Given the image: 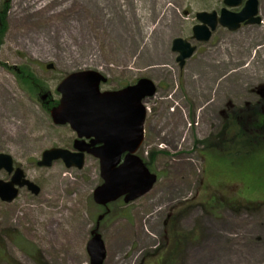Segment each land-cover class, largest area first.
<instances>
[{
  "label": "rangeland",
  "instance_id": "374dc122",
  "mask_svg": "<svg viewBox=\"0 0 264 264\" xmlns=\"http://www.w3.org/2000/svg\"><path fill=\"white\" fill-rule=\"evenodd\" d=\"M258 3L260 24L217 26L200 42L192 37L196 13L219 10L223 0H0L7 25L0 35V153L40 187L0 201V264H89L85 246L104 212L92 199L102 181L97 159L87 155L81 169L60 160L37 166L43 150L72 147L75 134L55 126L46 109L59 98L60 80L83 70L107 78L102 90L139 78L156 88L144 101L137 155L158 180L133 202L111 203L99 220L104 264H143L151 252L167 256L176 246L169 264H264V138L255 147L238 136L229 141L221 113L235 112L237 122L242 114L241 129L231 131L243 133L247 112L239 109L259 106L264 0ZM174 38L196 47L182 67Z\"/></svg>",
  "mask_w": 264,
  "mask_h": 264
},
{
  "label": "water",
  "instance_id": "95a60500",
  "mask_svg": "<svg viewBox=\"0 0 264 264\" xmlns=\"http://www.w3.org/2000/svg\"><path fill=\"white\" fill-rule=\"evenodd\" d=\"M223 0L225 7L219 16L215 11L196 13L200 22L193 26V37L198 41H207L211 32L219 24L228 30H236L241 23L257 24L258 0ZM238 12L227 7L241 6ZM172 50L179 66L195 50L182 38L172 40ZM50 67V65H47ZM106 78L97 71L83 70L67 74L58 84L61 93L59 103L50 110L52 121L56 125L69 124L76 132L73 151L51 147L42 152L38 166L48 167L61 159L66 168H82L84 152L99 160V172L103 182L93 190V200L100 205L124 196L125 202L132 201L151 190L156 182V175L151 173L135 154L143 140V126L146 109L143 101L152 96L156 88L148 78H140L136 83L117 90H100V84ZM91 138L85 142L82 138ZM0 169L11 174L10 180H0V199L11 202L18 195V187L24 185L33 194L39 187L24 179L20 167L14 169L12 157L0 153ZM90 264H103L106 251L100 233L93 230L86 243Z\"/></svg>",
  "mask_w": 264,
  "mask_h": 264
},
{
  "label": "trees",
  "instance_id": "16d2710c",
  "mask_svg": "<svg viewBox=\"0 0 264 264\" xmlns=\"http://www.w3.org/2000/svg\"><path fill=\"white\" fill-rule=\"evenodd\" d=\"M4 17H5V10H0V35H1V33H2V35L4 34L6 27H7L6 22L4 20ZM56 102L57 101L55 100L54 103H56ZM245 132H247V131H244L243 133L239 134L241 141H243L245 143H247V142L248 143H254L255 140L258 139V135L256 133L247 132V134H246ZM184 237L188 238V236H184ZM27 245H29V244L27 243ZM30 249H32L33 252L35 251L37 253V255H35L32 251H29ZM30 249L28 250L29 254L35 255L36 257H38L39 259L42 260L41 256L38 254L39 251L37 248L30 247ZM25 250H27V248ZM176 250H177V246L173 249V251H170V253L167 256L160 254L158 257L156 256L157 251L151 252L149 254V256L147 255L143 264L148 263L147 261H149V260H150V262L148 264H169V263H172V259L175 256L174 253L176 252ZM36 262L39 264H43L42 262L37 261V260H36Z\"/></svg>",
  "mask_w": 264,
  "mask_h": 264
},
{
  "label": "flooded vegetation",
  "instance_id": "af4514ba",
  "mask_svg": "<svg viewBox=\"0 0 264 264\" xmlns=\"http://www.w3.org/2000/svg\"><path fill=\"white\" fill-rule=\"evenodd\" d=\"M218 11V10H217ZM259 93H260V98L258 99V104H259V106H256V105H252V106H247V110L250 112H254L256 109H257V112H255V115L258 113V112H261V114H262V116H263V113H264V94H263V92H260L259 91ZM248 105V104H247ZM239 111H241V109H239ZM221 113L222 114H224V117H228V120H232V118H233V116H234V114H235V112H234V114L233 115H231V113H229L226 109H222L221 110ZM250 116H252V114H249ZM262 120H264V117L263 118H261L260 120H259V122L258 123H261L262 122ZM87 141H89V140H87Z\"/></svg>",
  "mask_w": 264,
  "mask_h": 264
},
{
  "label": "bare ground",
  "instance_id": "6f19581e",
  "mask_svg": "<svg viewBox=\"0 0 264 264\" xmlns=\"http://www.w3.org/2000/svg\"><path fill=\"white\" fill-rule=\"evenodd\" d=\"M134 2H138V0H133ZM58 198H60V197H58ZM254 252H258V251H254Z\"/></svg>",
  "mask_w": 264,
  "mask_h": 264
}]
</instances>
